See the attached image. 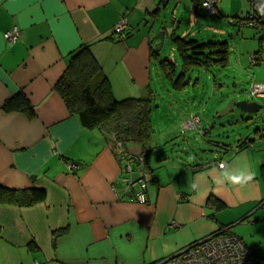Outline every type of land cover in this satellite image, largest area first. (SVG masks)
<instances>
[{
  "label": "crops",
  "instance_id": "0c3cea01",
  "mask_svg": "<svg viewBox=\"0 0 264 264\" xmlns=\"http://www.w3.org/2000/svg\"><path fill=\"white\" fill-rule=\"evenodd\" d=\"M182 1L0 0V185L47 191L45 200L29 206L0 202V264H152L218 230L229 228L233 233V225L249 217L264 225L263 128L247 134L246 147L230 146L215 152L213 160L201 159L195 165L184 159L169 164V156L162 157L158 150V131L172 144L184 133L187 145L190 131L209 132L201 117L200 125L184 126L199 114L195 110L175 106L178 114L172 111L170 94L175 93L168 85L177 98L184 96L177 95L182 90L169 79L160 62L163 54L154 46L161 41V31L164 41L172 40L169 34L177 32L189 3L195 15L222 12L219 0L214 13L201 4L197 8L193 0ZM246 3L241 0L238 6ZM122 15L128 27L118 34L113 29ZM243 16H231L242 36L249 34L244 26H250ZM14 26L20 32L11 43L4 33ZM88 42H94L92 51L118 99L151 97L150 169L141 170L135 158L118 155L99 127L84 126L55 87L73 51ZM253 48H246L251 63L260 64L264 50L260 44V50L251 53ZM172 49L177 50L174 42ZM190 70L184 77L187 89ZM165 89L169 95L161 96ZM19 91L34 105L35 116L3 108ZM160 99L166 105L167 123L154 118ZM262 105L249 120L264 127ZM130 163L132 170L126 167ZM245 170L254 177L247 185L228 181V176ZM140 181L146 183V202L136 199ZM212 195L223 208L215 209Z\"/></svg>",
  "mask_w": 264,
  "mask_h": 264
},
{
  "label": "rangeland",
  "instance_id": "374dc122",
  "mask_svg": "<svg viewBox=\"0 0 264 264\" xmlns=\"http://www.w3.org/2000/svg\"><path fill=\"white\" fill-rule=\"evenodd\" d=\"M184 1L186 2V0H183L181 3L186 4ZM239 1L241 0H219L217 7L222 12L219 16H211L206 13L205 15H195L191 10V3H189V10L185 13L184 20L175 32L176 34L174 33L175 35L189 36L200 40L227 41L229 54L225 66L214 65L210 68L191 69L188 73V76L191 77L190 88L182 89L177 94L184 96L183 98H177L175 96L177 92L173 90L171 85H168V89L175 93L170 94V98L173 99L170 101L173 104L172 111L178 114L179 110L175 106H184L186 109L195 110L203 120L205 129L209 130L203 135L193 132L194 130L190 131L193 134L189 145L184 139L187 138L184 133H179L176 137L177 142L172 144L170 141L165 142L162 140L158 131V143H161L158 150L163 151L162 157L169 156V164L174 163L172 161H180V159H184V162L191 165H195L196 161L201 159L213 160V154L222 151L225 148L224 144L231 146L240 136L254 133L256 127L264 129L263 124L259 126V124H255V121L240 117L241 112L239 109L220 115L232 99L237 101L243 99L256 100L264 104V97H257L251 91L252 86L257 82L256 80H264V51L262 52L263 60L260 64L251 63L248 51H246V48L250 46H254L250 51L251 53L260 50V37L258 36L260 34L257 33L255 28L244 26L247 27L246 32L249 31V34L246 33L244 37L241 35L240 26L232 24L231 16H243L250 9L245 0H243V3L244 5L247 4L246 7H239ZM224 4H226L225 7H223ZM186 10L185 6L184 11ZM169 35L173 36L171 33ZM171 41L166 38L159 52L163 54L164 58L169 57L174 61H178V71H180L181 59L177 50L172 49L173 42ZM159 43L157 42L154 48ZM165 90L159 92L161 96L169 95L168 90ZM159 103L161 106L156 109L158 115L155 113V121L161 122L166 119L165 123H167L169 116L165 115L166 105L163 99H160ZM163 105L165 109H161ZM155 128L159 130L160 127L155 124ZM133 153L134 151L130 150V155H133ZM123 163H126L125 160ZM73 166L78 167L76 164ZM248 219L234 224L232 231L242 236L252 249L261 257H264V225H262L261 219L254 222Z\"/></svg>",
  "mask_w": 264,
  "mask_h": 264
},
{
  "label": "trees",
  "instance_id": "16d2710c",
  "mask_svg": "<svg viewBox=\"0 0 264 264\" xmlns=\"http://www.w3.org/2000/svg\"><path fill=\"white\" fill-rule=\"evenodd\" d=\"M203 1L193 0L197 8L199 4L205 8ZM248 1L250 10L243 16L245 21L252 14L254 0ZM175 34L172 40L182 62L181 70H177L175 61L169 57L161 59L160 62L169 79L178 86H175L176 89L187 88L188 80H184V77L188 69L227 65L229 54L227 41L200 40ZM93 43H84L73 51L68 66L55 87L70 111L80 116L84 126L99 127L109 137L111 146L118 155L135 158V165L140 164L141 170L150 169L151 134L154 131L151 120V97L118 99L114 95L107 73L92 51ZM3 108L6 111H23L30 117L36 114L34 105L23 91L7 99ZM250 116L251 114H247L243 118L249 120ZM255 129L259 130V127ZM249 136L239 137L231 146L234 145L238 149L246 147ZM224 145L225 148L218 151L219 153L230 148ZM130 150L134 151L133 155H130ZM262 170L264 173V164ZM46 196L47 191L44 187L8 188L0 185V202L4 203L29 206L45 200ZM210 202L214 203L215 209L224 207V203L213 195L210 196Z\"/></svg>",
  "mask_w": 264,
  "mask_h": 264
},
{
  "label": "built area",
  "instance_id": "2783aa9c",
  "mask_svg": "<svg viewBox=\"0 0 264 264\" xmlns=\"http://www.w3.org/2000/svg\"><path fill=\"white\" fill-rule=\"evenodd\" d=\"M217 1L204 0L202 4L207 11L214 13ZM252 4V14L246 22L248 25L255 27L257 33L259 32L261 49L264 50V14H262L264 13V0H254ZM127 27V18L122 15L113 30L115 33L123 34ZM19 32V28L14 26L6 31L4 36L12 43L19 36ZM255 58L256 56L253 55L252 61ZM251 91L255 95L264 96V83L254 84ZM200 121L199 115L194 114L184 123V126H197L200 125ZM219 165L222 167L225 162L221 161ZM126 167L132 170L131 163ZM140 184L142 190L136 193V199L140 202H146L144 192L146 183L142 182ZM152 264H264V257L252 251L240 236L235 235L230 230L221 229Z\"/></svg>",
  "mask_w": 264,
  "mask_h": 264
},
{
  "label": "water",
  "instance_id": "95a60500",
  "mask_svg": "<svg viewBox=\"0 0 264 264\" xmlns=\"http://www.w3.org/2000/svg\"><path fill=\"white\" fill-rule=\"evenodd\" d=\"M158 37L161 38L160 43L156 46V49L159 51L164 43V37H165L164 31H161L158 34ZM262 108H263V105L256 100L250 101L248 99H243V100L237 101L236 99H232L229 105L221 111L220 115H225V114L230 113L231 111H236L238 109L240 110L241 114L248 113L252 115V114L260 112ZM35 176L36 175H34L33 177Z\"/></svg>",
  "mask_w": 264,
  "mask_h": 264
},
{
  "label": "clouds",
  "instance_id": "9594fccd",
  "mask_svg": "<svg viewBox=\"0 0 264 264\" xmlns=\"http://www.w3.org/2000/svg\"><path fill=\"white\" fill-rule=\"evenodd\" d=\"M264 14V13H262ZM223 167V165H222ZM228 181L233 185H240L241 187L247 185L251 182L254 177L251 173L247 172L246 170L241 172L239 175H231L227 177Z\"/></svg>",
  "mask_w": 264,
  "mask_h": 264
},
{
  "label": "bare ground",
  "instance_id": "6f19581e",
  "mask_svg": "<svg viewBox=\"0 0 264 264\" xmlns=\"http://www.w3.org/2000/svg\"><path fill=\"white\" fill-rule=\"evenodd\" d=\"M262 222L264 223V219L262 220ZM224 229L230 230L229 228H224Z\"/></svg>",
  "mask_w": 264,
  "mask_h": 264
}]
</instances>
